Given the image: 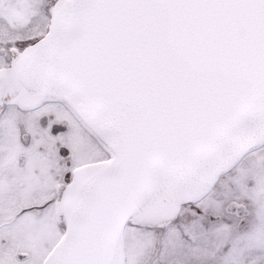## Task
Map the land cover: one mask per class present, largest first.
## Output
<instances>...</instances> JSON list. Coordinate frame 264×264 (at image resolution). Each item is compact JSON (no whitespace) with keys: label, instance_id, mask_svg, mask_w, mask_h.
<instances>
[{"label":"snow or ice","instance_id":"6c2138e0","mask_svg":"<svg viewBox=\"0 0 264 264\" xmlns=\"http://www.w3.org/2000/svg\"><path fill=\"white\" fill-rule=\"evenodd\" d=\"M0 264H264V0H0Z\"/></svg>","mask_w":264,"mask_h":264}]
</instances>
